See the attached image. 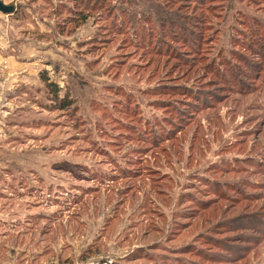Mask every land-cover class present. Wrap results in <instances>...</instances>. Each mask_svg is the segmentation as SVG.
<instances>
[{"label":"rangeland","instance_id":"1","mask_svg":"<svg viewBox=\"0 0 264 264\" xmlns=\"http://www.w3.org/2000/svg\"><path fill=\"white\" fill-rule=\"evenodd\" d=\"M3 1L0 264H264V0Z\"/></svg>","mask_w":264,"mask_h":264},{"label":"trees","instance_id":"2","mask_svg":"<svg viewBox=\"0 0 264 264\" xmlns=\"http://www.w3.org/2000/svg\"><path fill=\"white\" fill-rule=\"evenodd\" d=\"M76 1V0H74ZM100 2L101 5H104L107 2H113V0H102L104 4L101 3L100 0H96V2ZM157 1V0H156ZM196 5L198 7H200L201 13L202 15L200 16V18L202 20H204V23H208L207 19H208V14H203V11L205 9H209L208 7H210L208 5V0H193ZM263 0H258V5L262 6ZM159 3V2H158ZM262 4V5H261ZM69 10L73 11V14L71 15V18L74 19H79L82 22L86 21L87 18L90 16L89 13L86 14L85 9L83 8H79V6H73L71 7ZM198 10V9H196ZM255 21V27L251 24H247L250 23L249 21H247L245 18L243 20H241V23L245 26V32H238V35L241 34L243 35V41L239 40V38H236V44L235 47H238V49L233 48V50L231 51L232 57L236 56V59H238L237 62H245L246 65L248 64V62L254 61L255 63L251 64V67H255L258 63L255 61L254 57H257V59H263L264 60V25L262 24L261 21H258V19H253ZM252 20V23H253ZM167 22L169 23L170 29H169V33L165 35V37L168 36V38H173V37H178L179 35L183 34L184 30L182 28V23L178 22V19H172V18H168V20H166V25ZM191 24V23H189ZM187 25V23H186ZM193 25L195 28L196 24H191ZM243 26V27H244ZM206 27V25L202 26V29L204 30ZM188 31H193L191 28H189ZM260 34V35H259ZM187 36H182L181 38L184 40L186 39ZM204 42V35L201 32H197V39L196 41L193 43L192 46H187L185 51H193L196 54L202 53L204 50V47L202 46ZM186 45V44H185ZM239 54V55H238ZM196 56V55H195ZM203 57V56H201ZM231 64V61H230ZM257 71V77H260V75L264 72V62L262 65L259 66V69L256 70ZM220 71H218V73L216 72V78L218 81H222V86L226 87L227 85H231L232 87H235V89L239 88V82L242 79V76H244L243 74H245L242 70H234L230 67L226 68L224 70L223 74H219ZM247 73V72H246ZM248 76V75H247ZM43 81L46 84V87H48V89L50 90V97L53 101V107L58 108V109H63V110H68L72 108L73 105V101L71 98L69 97H60V90L58 88V85H56L54 82L49 81V78L42 76ZM231 90V88H229V91ZM203 256H206L205 254Z\"/></svg>","mask_w":264,"mask_h":264},{"label":"water","instance_id":"3","mask_svg":"<svg viewBox=\"0 0 264 264\" xmlns=\"http://www.w3.org/2000/svg\"><path fill=\"white\" fill-rule=\"evenodd\" d=\"M15 10V6L6 4L3 0H0V11L6 14H11Z\"/></svg>","mask_w":264,"mask_h":264},{"label":"built area","instance_id":"4","mask_svg":"<svg viewBox=\"0 0 264 264\" xmlns=\"http://www.w3.org/2000/svg\"><path fill=\"white\" fill-rule=\"evenodd\" d=\"M5 66V65H4Z\"/></svg>","mask_w":264,"mask_h":264},{"label":"crops","instance_id":"5","mask_svg":"<svg viewBox=\"0 0 264 264\" xmlns=\"http://www.w3.org/2000/svg\"><path fill=\"white\" fill-rule=\"evenodd\" d=\"M11 72V71H10Z\"/></svg>","mask_w":264,"mask_h":264}]
</instances>
